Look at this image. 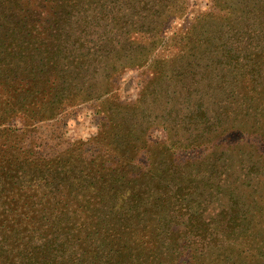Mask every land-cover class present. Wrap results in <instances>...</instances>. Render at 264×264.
<instances>
[{
    "label": "rangeland",
    "instance_id": "obj_1",
    "mask_svg": "<svg viewBox=\"0 0 264 264\" xmlns=\"http://www.w3.org/2000/svg\"><path fill=\"white\" fill-rule=\"evenodd\" d=\"M11 26L0 20V217L9 169L23 176L62 151L107 147L119 165L162 174L164 193L186 178L201 186L193 197L205 221L231 207V192L251 203L249 227L232 239L229 256L231 264H264V178L246 169L264 165L252 130L264 132V0H107L82 39L68 37L75 51L49 58L54 63L50 31L29 45L11 38ZM64 82L72 88L60 104ZM247 108L257 121L250 139L239 131ZM13 244L0 247L23 243ZM7 262L4 255L0 264Z\"/></svg>",
    "mask_w": 264,
    "mask_h": 264
},
{
    "label": "trees",
    "instance_id": "obj_2",
    "mask_svg": "<svg viewBox=\"0 0 264 264\" xmlns=\"http://www.w3.org/2000/svg\"><path fill=\"white\" fill-rule=\"evenodd\" d=\"M106 1L0 0V20L12 25L8 29L11 38L19 35L29 45L33 42L30 36L37 39L50 31L56 45L46 48L47 58L57 60L60 54L75 51L68 37H73L74 31L79 34L77 39H82L88 22L103 15ZM63 84L55 96L60 104L69 99L72 88L69 82ZM249 110H245L247 125L239 130L243 138L257 122ZM256 112L261 116L258 109ZM252 127H256L252 129L255 150L260 151L264 147L263 127ZM228 147L241 148V143H229ZM112 152L107 147L98 154L74 155L75 151L65 150L30 165L23 176L9 169L7 203L2 206L7 215L4 212L0 217L5 237L0 244L7 243V248L12 247L10 242L23 244L7 252L0 247V259L7 255V264H213V258L219 256V264H231L229 253L235 250L232 239L241 240L240 230L249 227L244 208L250 210L251 203L238 200L231 192V207L205 221L193 197L201 186L186 178L181 184L174 182V193H164L162 174L145 170L140 174L135 168L119 165ZM254 155L252 152L250 161ZM65 168L66 173L62 171ZM246 169L255 180L264 178L262 163ZM223 181L231 182L228 177ZM258 192L254 194L258 196ZM179 225L183 230L171 234Z\"/></svg>",
    "mask_w": 264,
    "mask_h": 264
}]
</instances>
